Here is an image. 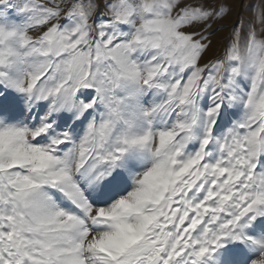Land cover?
Instances as JSON below:
<instances>
[{
    "label": "snow or ice",
    "instance_id": "obj_1",
    "mask_svg": "<svg viewBox=\"0 0 264 264\" xmlns=\"http://www.w3.org/2000/svg\"><path fill=\"white\" fill-rule=\"evenodd\" d=\"M0 264H264V0H0Z\"/></svg>",
    "mask_w": 264,
    "mask_h": 264
},
{
    "label": "rangeland",
    "instance_id": "obj_2",
    "mask_svg": "<svg viewBox=\"0 0 264 264\" xmlns=\"http://www.w3.org/2000/svg\"><path fill=\"white\" fill-rule=\"evenodd\" d=\"M262 5V0H233V15L239 13L240 18L242 19H251L252 13L259 9ZM227 33L221 31L219 33V39L217 41L216 48L213 49V55L217 54V50L220 48V45L223 42V37Z\"/></svg>",
    "mask_w": 264,
    "mask_h": 264
}]
</instances>
